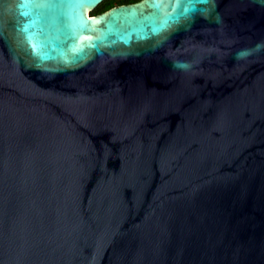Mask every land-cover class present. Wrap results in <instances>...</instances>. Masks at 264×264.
Segmentation results:
<instances>
[{"label":"water","instance_id":"1","mask_svg":"<svg viewBox=\"0 0 264 264\" xmlns=\"http://www.w3.org/2000/svg\"><path fill=\"white\" fill-rule=\"evenodd\" d=\"M0 0V264H264V0Z\"/></svg>","mask_w":264,"mask_h":264},{"label":"trees","instance_id":"2","mask_svg":"<svg viewBox=\"0 0 264 264\" xmlns=\"http://www.w3.org/2000/svg\"><path fill=\"white\" fill-rule=\"evenodd\" d=\"M138 0H105L94 11L93 14L101 13L114 5L136 2Z\"/></svg>","mask_w":264,"mask_h":264}]
</instances>
